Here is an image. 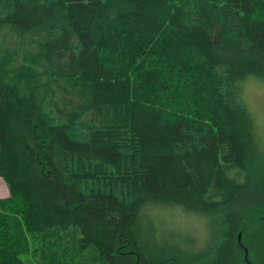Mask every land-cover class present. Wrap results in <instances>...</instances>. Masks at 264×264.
<instances>
[{
	"label": "trees",
	"instance_id": "obj_1",
	"mask_svg": "<svg viewBox=\"0 0 264 264\" xmlns=\"http://www.w3.org/2000/svg\"><path fill=\"white\" fill-rule=\"evenodd\" d=\"M251 77L264 0H0V264H264Z\"/></svg>",
	"mask_w": 264,
	"mask_h": 264
},
{
	"label": "rangeland",
	"instance_id": "obj_2",
	"mask_svg": "<svg viewBox=\"0 0 264 264\" xmlns=\"http://www.w3.org/2000/svg\"><path fill=\"white\" fill-rule=\"evenodd\" d=\"M242 99L256 121L260 133H264V79L260 77L249 78L243 87ZM9 195L8 186L0 178V199L7 198ZM161 219L163 223H166L162 230L165 236L173 237L174 241L180 245L194 240L197 241V245L201 249L205 247L208 237V226L207 219L203 216L183 211H173L161 214ZM63 235H65L63 232L53 231L47 233L45 238L51 239ZM38 246V239H33L31 241V255L29 257L24 256V259L28 260L29 264H37L35 259L39 254L33 255V253L39 249Z\"/></svg>",
	"mask_w": 264,
	"mask_h": 264
},
{
	"label": "water",
	"instance_id": "obj_3",
	"mask_svg": "<svg viewBox=\"0 0 264 264\" xmlns=\"http://www.w3.org/2000/svg\"><path fill=\"white\" fill-rule=\"evenodd\" d=\"M263 229H264V226H263ZM240 241H241V236H240Z\"/></svg>",
	"mask_w": 264,
	"mask_h": 264
}]
</instances>
